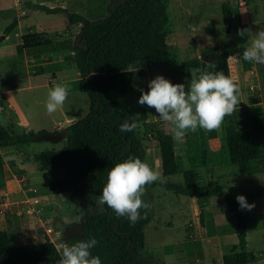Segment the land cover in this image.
<instances>
[{"label":"rangeland","instance_id":"rangeland-1","mask_svg":"<svg viewBox=\"0 0 264 264\" xmlns=\"http://www.w3.org/2000/svg\"><path fill=\"white\" fill-rule=\"evenodd\" d=\"M26 2L65 8L70 14L103 23L124 0H0V127L12 128L17 133L32 130L57 134L67 123L83 119L89 112L90 101L85 94L70 92L63 107L48 114L45 105L49 90L56 84L76 81L80 75L70 48L43 52L38 58V50H26L23 54L17 51L27 35L63 33L68 26L64 14L49 15L25 6ZM223 5H228L233 14V22L228 26ZM167 12L168 45L177 56V64L134 73L139 79L133 84L129 106L146 151L144 161L160 171L163 183L182 184V174L167 177L163 173L158 141L145 130L146 124L163 120L154 108L138 103L142 91L148 90L149 82L158 75L187 88L191 79H198L202 72L187 70L184 64L203 58L206 51L224 46L227 40L236 47H248L251 39L240 37L238 30L250 29L251 38L264 31V0H168ZM15 19L19 20V26L7 36L5 31ZM229 65L231 78L240 87L238 117L242 127L250 129L251 103L261 106L264 113V64L256 63L253 71L246 72L240 58L233 56ZM168 125L173 134V126ZM216 132L217 137L209 142L212 151L221 147L225 122ZM260 143L264 146V140ZM65 145L66 140L53 144L38 139L29 145L0 149L8 181L6 189H0V230L9 231L17 245L41 243L49 238L60 249L71 237L80 236L89 214L104 209V205L98 206L96 202L102 191L91 190L85 196L52 193V183L67 178V173L59 167L43 170L34 156L60 150ZM185 149L184 137L182 142H176V152L184 168L189 169ZM197 171L201 185H219L232 200L238 202L236 197L244 195L249 204H255L251 211H241L247 228L248 251L258 257L254 264H264V173L242 176L238 166L231 164ZM143 199L152 205L149 210L152 220L145 228V253L153 258L154 264H223V257L238 244L237 219L221 198L211 199L206 213H202L196 201L159 186H148ZM49 229L52 233H48Z\"/></svg>","mask_w":264,"mask_h":264},{"label":"trees","instance_id":"trees-1","mask_svg":"<svg viewBox=\"0 0 264 264\" xmlns=\"http://www.w3.org/2000/svg\"><path fill=\"white\" fill-rule=\"evenodd\" d=\"M168 0H124L108 17L106 22L95 23L80 14H70L61 7L45 5L36 10L49 15L64 14L68 26L63 33L27 35L23 44L17 46L20 54L26 50L43 52L71 49L79 79L66 83L70 92L85 94L90 101L88 114L68 127L66 145L60 150L44 151L34 156L43 170L59 167L66 171L67 178L52 183L55 196L72 193L85 196L89 191H102L108 172L117 163L129 158L145 160L146 151L136 129L121 132L125 120L132 121L129 100L133 95V84L139 75L125 72L129 65L140 67L139 71L168 68L177 64V56L168 45L170 18ZM225 25L233 22L228 5H223ZM19 26L15 19L6 29L9 36ZM245 47H236L227 40L204 53L203 58L184 64L187 70L201 72H223L231 77L229 60L238 56L244 71H253L256 63L242 59ZM214 54L207 58L208 55ZM210 65L214 67H210ZM54 88V87H53ZM251 103L248 108L250 129L242 127L240 110L225 117V137L221 147L212 151L209 142L217 132L198 129L186 136L184 157L189 169H185L176 152V141L168 129V123L159 121L145 125L146 133L157 139L165 176H184L182 184H152L166 188L177 195L196 201L202 213H206L213 198H221L237 219L238 244L223 257V264H254L258 257L248 251L247 228L238 202L229 198L222 187L216 184L199 183L202 168L236 165L242 176L264 173V113L261 106ZM47 131L32 130L17 133L12 128L0 127V149L36 143ZM0 189H6L4 159L0 154ZM145 210L141 209V217ZM152 218L148 210L146 218L132 224L126 216L117 214L106 204L100 213L89 214L79 237H71L66 243L71 246L81 240L95 237L98 244L90 251L99 256L101 264H154L153 258L145 253V228ZM60 250L49 238L44 242L17 245L9 231L0 230V264H60Z\"/></svg>","mask_w":264,"mask_h":264},{"label":"clouds","instance_id":"clouds-1","mask_svg":"<svg viewBox=\"0 0 264 264\" xmlns=\"http://www.w3.org/2000/svg\"><path fill=\"white\" fill-rule=\"evenodd\" d=\"M250 29L238 30L240 37L248 36L250 46L242 53V59L250 63L264 64V31L256 32L251 38ZM210 67H214L210 65ZM140 67L129 65L125 72L137 73ZM70 93L67 84H56L49 90L46 110L52 115L65 104ZM240 87L238 83L223 72H202L199 78H192L187 85L173 84L169 79L158 75L148 84V90L142 91L138 103L154 108L157 116L173 126V140L182 142L186 134L198 129L206 132L219 131L225 117L234 113L240 106ZM137 127L135 122L125 120L120 126L121 132H131ZM157 181L163 183L160 171L155 170L140 158H129L117 163L108 172L102 194L97 196V205H107L117 216H126L132 224L146 218L151 203L143 197L148 186ZM241 209L251 211L255 204H249L244 195L236 197ZM141 209L145 216L141 217ZM98 244L95 237L69 246H60V264H101L99 256H93L91 249Z\"/></svg>","mask_w":264,"mask_h":264},{"label":"water","instance_id":"water-1","mask_svg":"<svg viewBox=\"0 0 264 264\" xmlns=\"http://www.w3.org/2000/svg\"><path fill=\"white\" fill-rule=\"evenodd\" d=\"M231 30H229V33ZM72 123H67L66 126L57 134H43L39 137L40 140L47 141L53 144H58L64 140H66L68 135V127H70Z\"/></svg>","mask_w":264,"mask_h":264},{"label":"crops","instance_id":"crops-1","mask_svg":"<svg viewBox=\"0 0 264 264\" xmlns=\"http://www.w3.org/2000/svg\"><path fill=\"white\" fill-rule=\"evenodd\" d=\"M232 32V31H231ZM250 44H251V41H249V45L248 46H250ZM220 166H218V167H209V168H205V169H214V168H219ZM7 182L8 181H6V186H7Z\"/></svg>","mask_w":264,"mask_h":264},{"label":"built area","instance_id":"built-area-1","mask_svg":"<svg viewBox=\"0 0 264 264\" xmlns=\"http://www.w3.org/2000/svg\"><path fill=\"white\" fill-rule=\"evenodd\" d=\"M48 231V233H52V229H49V230H47ZM48 237H49V235H48Z\"/></svg>","mask_w":264,"mask_h":264}]
</instances>
